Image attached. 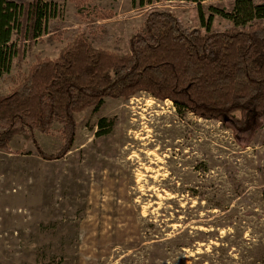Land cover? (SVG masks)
Listing matches in <instances>:
<instances>
[{
	"label": "rangeland",
	"instance_id": "1",
	"mask_svg": "<svg viewBox=\"0 0 264 264\" xmlns=\"http://www.w3.org/2000/svg\"><path fill=\"white\" fill-rule=\"evenodd\" d=\"M45 1L57 4L48 34L26 46L20 73L14 59L0 92L78 32L127 52L153 6L205 32L233 25L220 11L235 0H93L112 13L97 20L78 17L69 0ZM76 117L62 158L42 157L23 135L11 142L17 152L0 149V264H264V127L242 149L220 121L146 91L106 96ZM61 127L35 131L45 151L60 148Z\"/></svg>",
	"mask_w": 264,
	"mask_h": 264
},
{
	"label": "trees",
	"instance_id": "2",
	"mask_svg": "<svg viewBox=\"0 0 264 264\" xmlns=\"http://www.w3.org/2000/svg\"><path fill=\"white\" fill-rule=\"evenodd\" d=\"M69 1L83 19L91 13L93 20L112 16L98 11L93 0ZM134 1L138 7L155 2ZM184 1L201 7L205 0ZM56 10L55 2L45 0H0V77L11 71L14 59L21 72L26 46L31 49L48 34L46 21ZM220 13L233 25L203 32L172 10L153 6L130 36L127 52L96 46L78 32L57 57L38 56L9 92H0V149L17 152L11 142L23 135L34 139L42 157L62 158L74 145L77 113L106 96L130 98L139 91L220 121L246 149L264 127V1L235 0L231 12ZM55 122L62 125V145L47 152L35 131L50 133Z\"/></svg>",
	"mask_w": 264,
	"mask_h": 264
}]
</instances>
